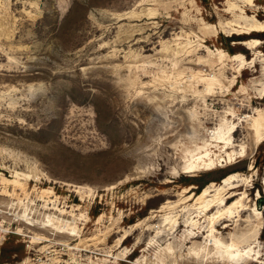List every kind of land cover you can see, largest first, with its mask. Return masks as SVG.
I'll return each instance as SVG.
<instances>
[{
    "label": "rangeland",
    "instance_id": "rangeland-1",
    "mask_svg": "<svg viewBox=\"0 0 264 264\" xmlns=\"http://www.w3.org/2000/svg\"><path fill=\"white\" fill-rule=\"evenodd\" d=\"M258 25L264 0H0V264H264Z\"/></svg>",
    "mask_w": 264,
    "mask_h": 264
},
{
    "label": "trees",
    "instance_id": "trees-1",
    "mask_svg": "<svg viewBox=\"0 0 264 264\" xmlns=\"http://www.w3.org/2000/svg\"><path fill=\"white\" fill-rule=\"evenodd\" d=\"M206 183H207V181L206 182H200L199 179H196V177H192V179H190L189 185H191V184L197 185L198 186V191H199L201 188L205 187Z\"/></svg>",
    "mask_w": 264,
    "mask_h": 264
},
{
    "label": "bare ground",
    "instance_id": "bare-ground-1",
    "mask_svg": "<svg viewBox=\"0 0 264 264\" xmlns=\"http://www.w3.org/2000/svg\"><path fill=\"white\" fill-rule=\"evenodd\" d=\"M261 26H256L254 28H252V31L250 32L251 35H260L262 33H264V29L260 28ZM246 35V34H245Z\"/></svg>",
    "mask_w": 264,
    "mask_h": 264
}]
</instances>
